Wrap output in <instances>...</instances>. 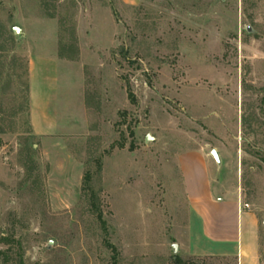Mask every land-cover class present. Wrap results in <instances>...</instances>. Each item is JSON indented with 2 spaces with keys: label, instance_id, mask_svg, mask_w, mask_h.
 <instances>
[{
  "label": "rangeland",
  "instance_id": "rangeland-1",
  "mask_svg": "<svg viewBox=\"0 0 264 264\" xmlns=\"http://www.w3.org/2000/svg\"><path fill=\"white\" fill-rule=\"evenodd\" d=\"M192 148L264 264V0H0V264H235L173 251Z\"/></svg>",
  "mask_w": 264,
  "mask_h": 264
},
{
  "label": "crops",
  "instance_id": "crops-1",
  "mask_svg": "<svg viewBox=\"0 0 264 264\" xmlns=\"http://www.w3.org/2000/svg\"><path fill=\"white\" fill-rule=\"evenodd\" d=\"M42 82L44 85L47 81ZM41 89L46 106L48 101ZM178 164L187 205L185 223L179 226L185 231L184 241L178 245L180 253L233 258L235 264H261L259 214L244 207L237 195L212 175L216 160L202 148H192L178 155ZM193 217L199 226L195 239Z\"/></svg>",
  "mask_w": 264,
  "mask_h": 264
},
{
  "label": "trees",
  "instance_id": "trees-1",
  "mask_svg": "<svg viewBox=\"0 0 264 264\" xmlns=\"http://www.w3.org/2000/svg\"><path fill=\"white\" fill-rule=\"evenodd\" d=\"M129 96L131 98V100L133 102H135V97L134 95L132 94L131 90L129 92ZM90 181H91V174L90 172H87L84 176V187L89 189L90 190V197H91V200H92V208L93 210L96 212V215H97V218L98 220L100 221L101 225L102 226H105V220L103 218V214L101 213L97 203H96V194L95 192L93 191V189L90 188ZM106 230V229H104ZM107 246L111 249V251L113 252V258L116 259L117 258V249L114 245H112L110 242H106ZM235 261V260H234ZM175 262L177 264H191L190 261H186L184 260L181 256H177L176 259H175Z\"/></svg>",
  "mask_w": 264,
  "mask_h": 264
},
{
  "label": "water",
  "instance_id": "water-1",
  "mask_svg": "<svg viewBox=\"0 0 264 264\" xmlns=\"http://www.w3.org/2000/svg\"><path fill=\"white\" fill-rule=\"evenodd\" d=\"M248 31H252V28L251 27H248ZM150 138H151V136L149 135L147 137V140H149ZM211 155L217 161V163H220L221 162L220 155H219V153H218V151L216 149H213L211 151ZM173 251H174V253H176L178 251V245L177 244H173Z\"/></svg>",
  "mask_w": 264,
  "mask_h": 264
},
{
  "label": "built area",
  "instance_id": "built-area-1",
  "mask_svg": "<svg viewBox=\"0 0 264 264\" xmlns=\"http://www.w3.org/2000/svg\"><path fill=\"white\" fill-rule=\"evenodd\" d=\"M243 206H244V207H246V208H248V207H249V205H248V204H243Z\"/></svg>",
  "mask_w": 264,
  "mask_h": 264
}]
</instances>
